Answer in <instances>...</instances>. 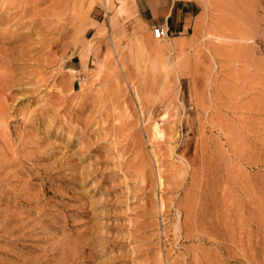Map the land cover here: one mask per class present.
Wrapping results in <instances>:
<instances>
[{
    "label": "rangeland",
    "instance_id": "374dc122",
    "mask_svg": "<svg viewBox=\"0 0 264 264\" xmlns=\"http://www.w3.org/2000/svg\"><path fill=\"white\" fill-rule=\"evenodd\" d=\"M196 1L0 0V264H264V0Z\"/></svg>",
    "mask_w": 264,
    "mask_h": 264
},
{
    "label": "crops",
    "instance_id": "0c3cea01",
    "mask_svg": "<svg viewBox=\"0 0 264 264\" xmlns=\"http://www.w3.org/2000/svg\"><path fill=\"white\" fill-rule=\"evenodd\" d=\"M112 1L114 7L112 14H108V17L114 23L137 21L145 23L149 28L156 25H165L169 27L172 38L184 39L192 35L191 31L195 30L201 14V6L196 0ZM93 21V25H90L87 30L92 31L97 23H100L97 18H94ZM88 52L84 51L82 55L79 53L73 54L67 60L70 68L80 69V67H83L85 60L89 58V54L86 55Z\"/></svg>",
    "mask_w": 264,
    "mask_h": 264
},
{
    "label": "built area",
    "instance_id": "2783aa9c",
    "mask_svg": "<svg viewBox=\"0 0 264 264\" xmlns=\"http://www.w3.org/2000/svg\"><path fill=\"white\" fill-rule=\"evenodd\" d=\"M153 37L157 40L166 39L171 36L169 27L165 25H156L152 28ZM264 46V42L262 43Z\"/></svg>",
    "mask_w": 264,
    "mask_h": 264
},
{
    "label": "bare ground",
    "instance_id": "6f19581e",
    "mask_svg": "<svg viewBox=\"0 0 264 264\" xmlns=\"http://www.w3.org/2000/svg\"><path fill=\"white\" fill-rule=\"evenodd\" d=\"M104 30V28H101V32ZM100 32V33H101ZM13 82V81H12ZM1 122V121H0ZM156 125V124H155ZM160 126L156 125L155 126V133L157 134L156 136L163 137V131L159 128ZM162 139V138H161ZM162 184V183H161Z\"/></svg>",
    "mask_w": 264,
    "mask_h": 264
}]
</instances>
